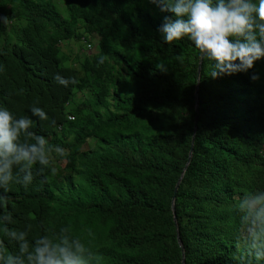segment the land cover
Segmentation results:
<instances>
[{
    "label": "trees",
    "instance_id": "1",
    "mask_svg": "<svg viewBox=\"0 0 264 264\" xmlns=\"http://www.w3.org/2000/svg\"><path fill=\"white\" fill-rule=\"evenodd\" d=\"M165 15L149 0H0L19 23L10 36L0 21V107L67 151L62 169L37 162L26 183L14 165L0 185V264H29L41 237L82 245L84 264H264L239 207L264 192V59L212 78L203 57L198 73L192 41L164 42ZM83 33L106 50L71 66L61 42ZM89 138L98 148L80 153Z\"/></svg>",
    "mask_w": 264,
    "mask_h": 264
},
{
    "label": "clouds",
    "instance_id": "2",
    "mask_svg": "<svg viewBox=\"0 0 264 264\" xmlns=\"http://www.w3.org/2000/svg\"><path fill=\"white\" fill-rule=\"evenodd\" d=\"M158 5L165 15L158 31L165 43L171 44L183 38H188L202 54V57L214 61L212 78L231 75L238 72H248L255 62L264 59V0H149ZM5 24L7 17L0 16ZM165 70L163 64L157 65ZM2 70V69H0ZM54 79L68 86L75 83L74 77H62L56 74ZM253 81L258 76L251 77ZM32 115L41 120H49L46 112L35 105L30 107ZM29 117L15 119L7 107H0V185L7 188L12 181V168L18 165L26 174L24 181L32 180L31 167L35 163L47 166L49 160L45 152L48 143L44 135L29 133L33 126ZM54 123V121H53ZM26 133L34 143H22L20 137ZM61 157L65 149L57 146ZM245 213L243 221L250 223V234L254 241L264 239V192L260 194H245L239 204ZM10 218V214H9ZM21 240L24 235L20 234ZM67 240L62 244L53 243L47 237H41L35 242L33 251L29 253V264H84L80 253L84 248L76 244L75 250L67 246ZM255 246V244H254ZM27 243L21 244V252H27ZM9 264H23L18 258Z\"/></svg>",
    "mask_w": 264,
    "mask_h": 264
},
{
    "label": "rangeland",
    "instance_id": "3",
    "mask_svg": "<svg viewBox=\"0 0 264 264\" xmlns=\"http://www.w3.org/2000/svg\"><path fill=\"white\" fill-rule=\"evenodd\" d=\"M63 8V6H62ZM4 26L9 31L10 36L15 32H18L17 27L19 23L15 20L11 21L8 19L7 24L3 22ZM84 37L79 40L69 39L61 42V50L69 57V64L71 66L78 67L77 60L82 61L84 58L97 54L100 52H104L106 50V46L100 41V39L95 35H87L83 33ZM3 44V38L0 37V49ZM205 69L211 68V60H208L204 64ZM88 98L87 91L74 92L73 101L78 103L84 99ZM48 143L45 146V152L47 158L49 160V164L53 169L63 168L67 161V151H65V155L61 157L57 152V147H50L48 144L50 142L49 138H47ZM98 148V144L95 142L93 138H89L85 141V143L80 148V153L90 154Z\"/></svg>",
    "mask_w": 264,
    "mask_h": 264
},
{
    "label": "water",
    "instance_id": "4",
    "mask_svg": "<svg viewBox=\"0 0 264 264\" xmlns=\"http://www.w3.org/2000/svg\"><path fill=\"white\" fill-rule=\"evenodd\" d=\"M202 59H203V57H202V55H201V58H200V61H199V63H198V73H199V69H200V67H201V64H202ZM197 79H199V77H198V75H197ZM197 89V88H196ZM196 123H197V117H195V120H194V131H195V128H196ZM191 152H192V148L190 149V152H189V156H188V160H187V163H186V165H185V168L187 167V165L189 164V161H190V157H191ZM185 168H184V170H185ZM181 177H182V175H181ZM181 177H180V179L178 180V183H177V185H176V187H175V189H174V193L176 192V190H177V187H178V184H179V182H180V180H181ZM174 197H173V199H172V212H173V217H174V221H175V209H174ZM182 262H183V259H182Z\"/></svg>",
    "mask_w": 264,
    "mask_h": 264
},
{
    "label": "built area",
    "instance_id": "5",
    "mask_svg": "<svg viewBox=\"0 0 264 264\" xmlns=\"http://www.w3.org/2000/svg\"><path fill=\"white\" fill-rule=\"evenodd\" d=\"M70 119V118H69Z\"/></svg>",
    "mask_w": 264,
    "mask_h": 264
}]
</instances>
